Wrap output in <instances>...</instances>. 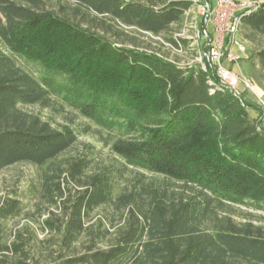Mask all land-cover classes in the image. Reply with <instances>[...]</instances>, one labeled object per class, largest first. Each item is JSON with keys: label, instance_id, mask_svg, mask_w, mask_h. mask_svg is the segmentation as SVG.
I'll return each instance as SVG.
<instances>
[{"label": "trees", "instance_id": "obj_1", "mask_svg": "<svg viewBox=\"0 0 264 264\" xmlns=\"http://www.w3.org/2000/svg\"><path fill=\"white\" fill-rule=\"evenodd\" d=\"M72 1L80 20L51 0H0V171L41 168L30 192L40 185L60 209L44 220L50 236L40 242L30 230H6L23 210L20 188L1 197L0 264L2 256L15 264H264V214L241 210L264 213V128L250 104L197 65L95 29L117 22L159 37L193 2ZM241 27L264 34V0ZM165 37L172 48L188 42ZM252 58L264 69V45ZM32 106L67 122L55 126ZM89 132L115 162L91 171L96 156L87 151L61 164ZM107 205H116L119 225L108 214L92 222Z\"/></svg>", "mask_w": 264, "mask_h": 264}, {"label": "rangeland", "instance_id": "obj_2", "mask_svg": "<svg viewBox=\"0 0 264 264\" xmlns=\"http://www.w3.org/2000/svg\"><path fill=\"white\" fill-rule=\"evenodd\" d=\"M212 5H216V0H212ZM49 7L54 8L58 12L66 10L72 18H77L78 20L81 18L79 12L82 10L78 9V14L75 16V10L77 7L72 0H51ZM98 18L104 19L105 17L99 16ZM197 20L200 25L201 17L198 16L197 7L192 5L190 10L185 13L184 18L180 23L172 25L168 33L159 37L147 34L146 32H141L132 27L124 26L117 22L111 23L113 24V30H108V32L99 25H97L96 28H93L102 33H106L117 43L123 42L129 46L138 45L141 47L159 48L164 55H167L166 58L177 60L180 65L188 66L189 64H195V61H197L196 58L198 50H201L204 45L203 40L195 42L192 39L193 32L195 30L194 25ZM107 21L111 22L110 20ZM84 25L88 26L89 24L84 22ZM207 27L213 35L214 28L211 22ZM239 33V37L241 36L248 47V58L240 64V72L254 81L256 91L255 93L250 92L244 89L242 85H239L236 87L235 92L241 100L250 104L251 115L254 118H258L261 127L264 128V106L260 101L263 100L264 102V69H262L252 58L253 49L264 45V34L262 32H252L248 28H242L241 25ZM170 35H174L177 38H185L188 42L179 48H172L165 41V36ZM157 40L163 43L164 46H162V48L155 42ZM27 109L40 113L46 119H52L55 126L59 123L61 124L67 122L61 115L52 112L50 109H43L38 106L28 107ZM77 121L81 124L86 122L80 118H77ZM99 138V135L93 132L82 133L79 137V141L60 157L59 162L63 164L66 160L83 155V153L87 151H93L92 153L95 152L96 156L95 166L91 169V171L97 170L99 164H109L111 162H115L116 156L113 154L111 146L107 143L101 142ZM41 171V168L25 163L10 165L0 171V198L6 195L11 188L19 187L22 194L21 198L24 202L23 210L20 215L13 219H9L6 222V230H21L24 234H27V230H30L38 235L40 242L50 236L47 232L42 231L47 230L44 228V220L50 218L52 212H55V214L60 213V209L57 207V204L50 201L46 192H44L40 185L39 191L35 193L30 192V182L32 180H39ZM37 184H39V181ZM73 184L74 182H72L71 188L76 190L75 184ZM118 188H123V183L120 184ZM241 210H244V212L250 210L251 212L260 215L264 214L263 212L255 211L248 207H242ZM107 214L111 216L116 225H119L120 215L116 205H107L97 209L93 214L92 222L95 223L100 217H104ZM15 260L16 258L14 256H2L1 264H15Z\"/></svg>", "mask_w": 264, "mask_h": 264}, {"label": "built area", "instance_id": "obj_3", "mask_svg": "<svg viewBox=\"0 0 264 264\" xmlns=\"http://www.w3.org/2000/svg\"><path fill=\"white\" fill-rule=\"evenodd\" d=\"M192 2L201 17L200 25L198 20L195 22L192 39L195 42L203 40L204 45L198 50L195 64L189 65L213 73L219 84L232 90L236 96L239 85L255 93L254 81L240 72V64L248 58V47L239 32L243 16L258 10L262 0H216L215 6L212 0ZM210 22L213 35L207 27ZM260 101L264 106L263 100Z\"/></svg>", "mask_w": 264, "mask_h": 264}]
</instances>
